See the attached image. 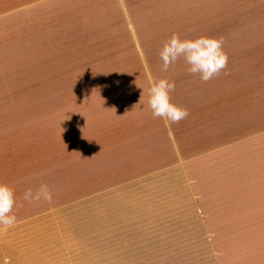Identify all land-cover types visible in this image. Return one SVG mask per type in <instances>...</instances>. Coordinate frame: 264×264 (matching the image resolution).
<instances>
[{
  "label": "crops",
  "instance_id": "1",
  "mask_svg": "<svg viewBox=\"0 0 264 264\" xmlns=\"http://www.w3.org/2000/svg\"><path fill=\"white\" fill-rule=\"evenodd\" d=\"M238 1L254 10L241 15L250 34L240 31L237 79L253 88V119L215 116L213 105L197 107L206 98L190 97L180 106L195 107L178 124L141 113L123 116L129 127L91 134L74 171L61 161L56 178L55 161L41 165L29 188L47 184L52 202L17 201V225L0 232V264H264L260 254L239 256L246 236H264L242 218L264 208V31L253 34L257 24L264 30V0ZM89 8V0L62 3L70 16L60 37L79 35L80 58Z\"/></svg>",
  "mask_w": 264,
  "mask_h": 264
},
{
  "label": "rangeland",
  "instance_id": "2",
  "mask_svg": "<svg viewBox=\"0 0 264 264\" xmlns=\"http://www.w3.org/2000/svg\"><path fill=\"white\" fill-rule=\"evenodd\" d=\"M63 1L0 0V181L23 188L17 201L27 209L24 193L46 161H55L56 178L61 161L74 171L86 137L105 127H129L136 114H152L147 101L154 80L175 81V104L206 98L197 107L213 105V115L253 119V88L237 81L240 31L250 34L241 15L254 13L252 7L238 0H89L93 20L82 35L80 58L75 55L79 35L60 37L70 16ZM228 15L230 22H224ZM263 31L257 24L253 34ZM174 33L223 38L227 67L207 83L189 74L183 59L164 71L160 49ZM189 102L184 108L195 107V100ZM242 218L264 227V208L258 206L254 214L246 210ZM260 232L256 240L246 236L239 256H264Z\"/></svg>",
  "mask_w": 264,
  "mask_h": 264
},
{
  "label": "clouds",
  "instance_id": "3",
  "mask_svg": "<svg viewBox=\"0 0 264 264\" xmlns=\"http://www.w3.org/2000/svg\"><path fill=\"white\" fill-rule=\"evenodd\" d=\"M223 45V38L220 37L204 35L182 37L174 33L160 49L162 69L167 71L177 61L183 59L188 73L198 76L202 82L207 83L227 67L228 55ZM175 88V81L167 77L152 81L148 90L147 106L154 118L163 119L170 124H178L189 116L187 108L172 101ZM24 199L30 203L41 200L51 203L53 192L47 184L41 183L35 190L31 188L26 190ZM16 206L14 187L0 181V232H6L17 225L18 220L14 211Z\"/></svg>",
  "mask_w": 264,
  "mask_h": 264
}]
</instances>
